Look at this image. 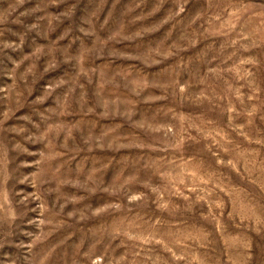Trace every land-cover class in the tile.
<instances>
[{
	"label": "rangeland",
	"instance_id": "374dc122",
	"mask_svg": "<svg viewBox=\"0 0 264 264\" xmlns=\"http://www.w3.org/2000/svg\"><path fill=\"white\" fill-rule=\"evenodd\" d=\"M0 264H264V0H0Z\"/></svg>",
	"mask_w": 264,
	"mask_h": 264
}]
</instances>
